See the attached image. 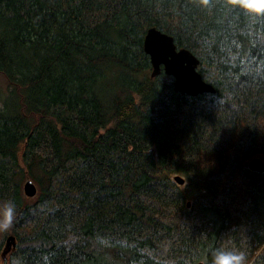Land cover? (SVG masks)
Wrapping results in <instances>:
<instances>
[{
  "label": "trees",
  "instance_id": "trees-1",
  "mask_svg": "<svg viewBox=\"0 0 264 264\" xmlns=\"http://www.w3.org/2000/svg\"><path fill=\"white\" fill-rule=\"evenodd\" d=\"M248 3L0 0V205H15L0 264H211L218 248L264 264V172L248 167L264 161V18ZM150 27L215 93L151 77Z\"/></svg>",
  "mask_w": 264,
  "mask_h": 264
},
{
  "label": "water",
  "instance_id": "water-1",
  "mask_svg": "<svg viewBox=\"0 0 264 264\" xmlns=\"http://www.w3.org/2000/svg\"><path fill=\"white\" fill-rule=\"evenodd\" d=\"M144 50L153 65L152 77L159 75L163 66L164 73L174 80L175 91L188 96L215 93L214 86L204 80L198 71L199 58L186 48H178L172 36L156 28H149L144 38ZM248 167L255 172H264V162L258 157L251 159ZM174 180L180 184L184 183V179L180 175L174 176ZM23 190L30 197L37 193V187L30 178L25 181ZM12 245V248H15L14 237L11 236L4 247L3 257Z\"/></svg>",
  "mask_w": 264,
  "mask_h": 264
},
{
  "label": "clouds",
  "instance_id": "clouds-1",
  "mask_svg": "<svg viewBox=\"0 0 264 264\" xmlns=\"http://www.w3.org/2000/svg\"><path fill=\"white\" fill-rule=\"evenodd\" d=\"M232 3L233 0H227ZM245 13L252 18H264V0H251L244 9ZM15 215V205L11 202H5L0 205V230H6L13 222ZM247 254L243 249L225 250L218 248L213 250L211 264H246Z\"/></svg>",
  "mask_w": 264,
  "mask_h": 264
},
{
  "label": "rangeland",
  "instance_id": "rangeland-1",
  "mask_svg": "<svg viewBox=\"0 0 264 264\" xmlns=\"http://www.w3.org/2000/svg\"><path fill=\"white\" fill-rule=\"evenodd\" d=\"M9 89V84L7 82V80L4 78V77H0V107L2 106L3 104V97L5 96L7 90ZM27 178H25L23 181H22V188H23V185L25 183ZM30 179H32L35 184L38 186V183L35 179H33L32 177H30ZM39 188V187H38ZM13 245L11 246L10 250L6 251L5 255H4V258L5 259H9L14 251V248H12Z\"/></svg>",
  "mask_w": 264,
  "mask_h": 264
},
{
  "label": "bare ground",
  "instance_id": "bare-ground-1",
  "mask_svg": "<svg viewBox=\"0 0 264 264\" xmlns=\"http://www.w3.org/2000/svg\"><path fill=\"white\" fill-rule=\"evenodd\" d=\"M150 28H156V27H150ZM148 29H149V28H148ZM148 29H147V30H148ZM156 29H158V28H156ZM158 30H160V29H158ZM161 31H162V30H161ZM162 32H163V31H162ZM164 33H166V32H164ZM166 34H167V33H166ZM145 35H146V34H145ZM168 35H170V34H168ZM170 36H171V35H170ZM172 37H173V36H172ZM144 38H145V37H144ZM173 39H174V38H173ZM174 42H175V41H174ZM175 44H176V43H175ZM176 46H177V45H176ZM143 48H144V41H143ZM144 52H145V50H144ZM145 53H146V52H145ZM146 54H147V53H146ZM147 55H148V54H147ZM148 56H149V55H148ZM149 58H150V57H149ZM199 60H200V59H199ZM150 62H151V60H150ZM151 66H153V65H152V62H151ZM198 67H199V66H198ZM152 70H153V67H152ZM152 70H151V73H152ZM162 72H164V71H163V66H162L161 73H162ZM161 73H160V74H161ZM160 74H159V75H160ZM157 76H158V75H157ZM151 77H152V75H151ZM155 77H156V76H155ZM210 83H211V82H210ZM214 88H215V87H214ZM174 90H175V89H174ZM215 91H216V90H215ZM176 92H177V91H176ZM262 160H263V159H262ZM263 162H264V161H263ZM177 175H180V174H177ZM175 176H176V175H175ZM180 176H181V175H180ZM182 178L184 179V183H185V178H184L183 176H182ZM27 179H28V178H27ZM27 179H26V180H27ZM173 180H174V177H173ZM174 181H175V180H174ZM33 182H34V181H33ZM175 182H176V181H175ZM34 183H35V182H34ZM176 183L179 184V185H183V184H184V183H183V184H180V183H178V182H176ZM35 185H36V184H35ZM23 186H24V185H23ZM36 187H37V185H36ZM23 191H24V190H23ZM37 192H38V187H37ZM24 194H25V193H24ZM36 194H37V193H36ZM25 195H26V194H25ZM26 196H28V195H26ZM34 196H35V195H34ZM34 196H33V197H34ZM28 197H30V196H28ZM188 206H190V202L188 203ZM9 237H11V236H9ZM9 237H8V238H9ZM12 237H13V236H12ZM7 240H8V239H7ZM6 244H7V241H6ZM6 244H5L4 247H6ZM2 254H3V252H2ZM199 263H200V262H199ZM203 263H204V262H203ZM197 264H198V263H197Z\"/></svg>",
  "mask_w": 264,
  "mask_h": 264
}]
</instances>
